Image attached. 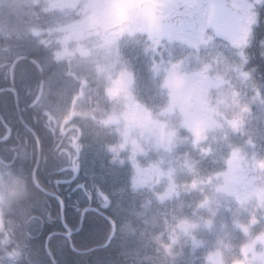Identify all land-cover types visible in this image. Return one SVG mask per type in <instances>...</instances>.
Here are the masks:
<instances>
[{
  "label": "clouds",
  "instance_id": "1",
  "mask_svg": "<svg viewBox=\"0 0 264 264\" xmlns=\"http://www.w3.org/2000/svg\"><path fill=\"white\" fill-rule=\"evenodd\" d=\"M262 8L264 0H0V47L22 41L45 53L32 61L34 95L46 123L68 136L61 153L80 156L91 137L109 166L127 168L133 191L152 193L116 226L122 236L130 228L118 264H178L198 248L199 264H264V107H254L264 106V78L250 51ZM259 47L264 58V39ZM18 159L0 156V264H41L31 243L40 185ZM193 191L200 199L185 215L182 197ZM150 204L171 213L153 237L157 258L131 227L147 225ZM241 213L231 222L238 246L219 234L205 246L202 229L223 230L225 214Z\"/></svg>",
  "mask_w": 264,
  "mask_h": 264
},
{
  "label": "trees",
  "instance_id": "2",
  "mask_svg": "<svg viewBox=\"0 0 264 264\" xmlns=\"http://www.w3.org/2000/svg\"><path fill=\"white\" fill-rule=\"evenodd\" d=\"M218 39V38H217ZM256 66V60L252 61ZM141 79L148 80V74L143 66V59L138 63ZM22 77L36 76L39 78L38 68L31 65L30 68L21 69L18 72ZM2 67L0 65V87H2ZM258 78H262L257 73ZM264 78V77H263ZM26 80V79H25ZM35 81L30 82L33 88ZM22 84H29L23 81ZM28 87V86H27ZM74 87V86H73ZM71 96V89L68 97ZM15 108L12 94H7L5 103L0 102V138L8 134L10 126L13 130L11 138L0 141V156L11 158L14 153H19L18 164H22L28 172H33L39 155L38 144L33 135L20 120L16 111L5 109V105ZM262 105L255 106V109ZM8 110V111H7ZM22 116L29 125L33 124V118L26 113ZM6 123V124H4ZM41 125H39L40 127ZM43 134L42 132H38ZM70 135V133H69ZM21 141V144L20 142ZM48 137L42 143L43 160L37 174L40 185L49 191L56 192L60 189L61 200L55 196L46 194L39 189L36 203L38 219L32 228V245L41 254V264H54L53 257L57 264H118V249L127 241V234L130 228H123L121 232L116 231L115 237L108 246L103 247L112 235L113 224L99 211H103L108 217L116 222V226L125 218H132L139 210V205L145 198H151L152 193L143 190L133 191L128 177L127 168L114 169L108 164V158L99 146V142L89 137L86 140L87 147L84 148L80 156H73L70 159L61 153V149L67 147L68 141L55 152V147L49 143ZM54 148V149H53ZM77 163L81 168V174L77 181L72 184L63 185L58 183L60 179L68 177L67 173L61 170ZM61 172H60V171ZM180 180H188L190 177L181 175ZM69 188V189H68ZM163 195V193H161ZM184 202L183 214L192 212L195 203L200 199V194L193 191L182 197ZM62 202L65 204L64 214ZM96 206L99 210L89 209L85 213V208L89 205ZM149 211L143 216L147 220V225L141 221H134L131 227L139 226L136 238L144 244V251L151 258H157L155 249L158 245L153 237L161 232H165L166 221L171 222V213L166 207L157 208L154 204L148 206ZM237 215L225 214L228 226L223 230L217 222L212 232L202 229L201 235L206 240V247H210L217 234L228 239L238 246L243 237L241 233L232 227V220L237 219ZM146 229L144 235L140 236V230ZM49 240V250L51 256L46 254L47 241ZM164 243L168 242V236L162 237ZM92 249L90 252H84ZM83 251V252H81ZM201 249L195 253L185 250V255L178 261V264H199L197 257ZM162 260V257H160ZM144 264H152V259L145 260Z\"/></svg>",
  "mask_w": 264,
  "mask_h": 264
},
{
  "label": "flooded vegetation",
  "instance_id": "3",
  "mask_svg": "<svg viewBox=\"0 0 264 264\" xmlns=\"http://www.w3.org/2000/svg\"><path fill=\"white\" fill-rule=\"evenodd\" d=\"M240 2H243V0H240ZM260 16H261L260 27L255 30L257 42L253 45L250 51L255 57V60L257 63L256 66L258 67V72L260 73V76L263 78L264 77V58H261L260 56L261 49L259 47V41L261 39H264V8L260 9ZM251 22L252 20L251 18H249V23ZM245 38H246V34L245 36L240 37L239 42L243 43ZM17 53H19L20 55L26 58L20 59L18 63H13L12 59L13 57L16 56ZM44 55L45 53L43 52L42 49L35 48L33 44H29L27 42H22V41L13 42V46L10 51H5L3 47H0V65L2 67V72H3V75L1 78L2 87H0V90H1L0 91V102L3 103L4 105L7 94H12L14 98L15 108L9 106V104H6L5 109L9 110L10 108V111H16L18 113V115L20 116V120L26 126L28 131L33 135L35 142L38 144L39 155H38L36 165H35V169L38 165L36 176L38 174V170L43 160L41 142L45 140V137H48V140H50L49 143H52V146L55 147L56 149L55 152L60 150L61 146L65 143V141H68V136L67 135L61 136L59 128L56 125L54 124L49 125L48 123H46L45 118L42 116L41 112L36 107V105L40 103V100L36 104H34V102L36 101L39 95H34V87L32 88L31 86L32 84L30 85V82L36 81L38 77L29 75L24 78L18 73L19 71H21V69H24L26 67L30 68L31 65L36 66V63L32 62L33 58H35V61L38 63ZM5 56L8 57L7 61L4 60ZM23 81H26V83L28 82L29 84L27 85L22 84ZM23 112L30 115L31 118H33V121H34L33 124L29 125L27 122H25L22 116ZM0 118L2 121H4V118L1 114H0ZM39 125L41 126L39 127ZM6 126L8 128V134L4 138H0L2 139L1 141L11 138L13 134L12 128L8 125ZM39 131L42 132L43 134L41 133L39 134L38 133ZM19 142L21 144V141ZM61 171L62 172L65 171L68 175V177L59 180L58 183H62L63 185L75 183L81 174V168L77 163L67 166L65 169ZM75 176H77L75 181L66 182V181L73 179ZM136 191H139V190H136ZM49 192L51 194L57 195L58 198H61L60 189H57L56 192H53V191H49ZM90 208L99 210L96 206H92L90 204L89 206L85 208L86 212Z\"/></svg>",
  "mask_w": 264,
  "mask_h": 264
},
{
  "label": "water",
  "instance_id": "4",
  "mask_svg": "<svg viewBox=\"0 0 264 264\" xmlns=\"http://www.w3.org/2000/svg\"><path fill=\"white\" fill-rule=\"evenodd\" d=\"M216 3H217V5H220V4L223 3V0H216ZM0 91H1V90H0ZM39 100H40V97L38 96L37 99H36V101L34 102V104H36ZM33 132H34V131H33ZM37 169H38V165H37V167H36V169H35V171H34L35 177H36ZM76 178H77V176H75L73 179H71V180H69V181H66V182H73V181L76 180ZM36 180H37V178H36ZM37 183H38V182H37ZM45 192H46L47 194H51L50 192H47V191H45ZM54 195H55V194H54ZM55 196H57V195H55ZM102 214L106 217V215H105L104 213H102ZM108 219L113 223V225H114V230H113V233H112L111 237L109 238L108 242H107L103 247L108 246L109 243H110L111 240L115 237V234H116V224H115V222H114L111 218H108ZM52 235H53V234H52ZM52 235H50L49 238H48V242H47V249H48V250H49V245H48V243H49V239H50V237H51ZM53 261H54V264H57V262H56V260H55L54 257H53Z\"/></svg>",
  "mask_w": 264,
  "mask_h": 264
},
{
  "label": "rangeland",
  "instance_id": "5",
  "mask_svg": "<svg viewBox=\"0 0 264 264\" xmlns=\"http://www.w3.org/2000/svg\"><path fill=\"white\" fill-rule=\"evenodd\" d=\"M141 81H142V84L146 83L142 79H141ZM145 94L147 95V93H145ZM259 105H260L259 102H257V104L255 106H259ZM262 107H264V106H262ZM256 110L259 111L260 108H257ZM235 141H236V143H242L243 142L239 137L235 138ZM180 177H181V175L179 176V178ZM237 216H238L237 217L238 220H245L247 218V214H244V213L237 214ZM226 240H229V238L226 239Z\"/></svg>",
  "mask_w": 264,
  "mask_h": 264
},
{
  "label": "bare ground",
  "instance_id": "6",
  "mask_svg": "<svg viewBox=\"0 0 264 264\" xmlns=\"http://www.w3.org/2000/svg\"><path fill=\"white\" fill-rule=\"evenodd\" d=\"M64 214V213H63ZM92 249H89L88 251L90 252ZM86 252V251H85Z\"/></svg>",
  "mask_w": 264,
  "mask_h": 264
}]
</instances>
